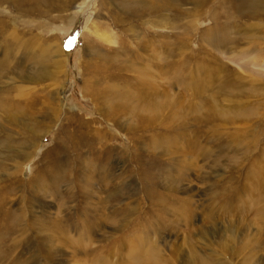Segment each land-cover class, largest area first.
Instances as JSON below:
<instances>
[{
    "label": "rangeland",
    "instance_id": "obj_1",
    "mask_svg": "<svg viewBox=\"0 0 264 264\" xmlns=\"http://www.w3.org/2000/svg\"><path fill=\"white\" fill-rule=\"evenodd\" d=\"M15 1H0V264H264V0L154 16L169 0Z\"/></svg>",
    "mask_w": 264,
    "mask_h": 264
},
{
    "label": "bare ground",
    "instance_id": "obj_2",
    "mask_svg": "<svg viewBox=\"0 0 264 264\" xmlns=\"http://www.w3.org/2000/svg\"><path fill=\"white\" fill-rule=\"evenodd\" d=\"M1 2H3V1H14V0H0ZM172 1H174V0H172ZM15 2H17V0L15 1ZM65 1H63V3H64ZM69 2H71V3H73L74 2V0H69ZM171 2V0H169L168 1V4H167V6L166 7H164V8H159L158 6L157 7H153V8H150V9H148V11H147V13H145V14H149V15H152V16H154V15H156V13H160V14H162L163 15V12H165V11H169V7H170V3ZM183 2H185V3H190L191 5H193V7H203V6H205V5H207V4H209L210 2H211V0H194V2H192V0H181V2H180V6H181V4L183 3ZM5 3V2H4ZM62 3V4H63ZM177 3V2H176ZM229 4V0H226V2H225V4H224V6L222 7V10H224V9H226V6ZM171 8V7H170ZM216 8V7H215ZM155 9H157L156 11H154ZM171 9H175V8H171ZM18 10V9H17ZM21 10H23L22 8H21ZM189 11H191V10H189ZM188 11V13H187V15H185V18L188 16V14L190 15V17H192V18H189V20L188 21H190V20H192L193 18H195V17H197V16H199V14L197 13V10H194V11H191L192 13H190ZM179 12V11H178ZM184 12V11H183ZM177 13V12H176ZM185 13V14H186ZM197 13V14H196ZM159 14V15H160ZM175 14V13H174ZM179 15V14H178ZM217 16V15H216ZM158 17V16H157ZM163 17V16H162ZM162 23V22H161ZM163 24V23H162ZM189 24V23H188ZM187 25V24H186ZM191 25V24H190ZM188 26V25H187ZM193 26V25H192ZM189 27V26H188ZM53 42V41H52ZM47 48H49V49H51V51H52V56H53V58H52V62H51V68H52V70H53V74H54V76H56V77H58V75H60L61 76V78H63V70H62V68H64V62H65V59H63V55H62V53H61V50L58 48V46H57V44L54 42L53 43V45H52V43H48L47 45ZM43 52V51H42ZM96 74V73H95ZM24 78V77H23ZM35 79H36V76L35 77H33V79H32V81H35ZM90 79H92V78H90ZM61 80V79H60ZM60 80H58V78H57V82L59 81L60 82ZM94 80H96V79H94ZM87 81V80H86ZM62 82H63V80H62ZM94 82V81H93ZM59 85H61V83H58ZM90 85V84H89ZM86 87V86H85ZM95 91H97V90H95ZM93 92V91H89L88 93H87V95L89 96H91L92 98H97V99H99L98 98V96H97V92ZM59 92H55L54 93V97H55V99L57 100V105L56 106H58V108L59 109H57L56 107L54 108V110H58V112H61L60 110H61V108H62V106H61V100H60V98H59ZM84 95H86V93H84ZM137 97H138V102H140V103H142L143 105H146V102H147V100H145L144 99V97L142 98L141 97V93L140 94H138L137 95ZM163 97H164V95H163ZM165 98V97H164ZM137 99V98H136ZM150 102V101H149ZM154 103V102H153ZM152 103V104H153ZM159 104V103H158ZM161 105H162V107L163 108H165L166 107V105H168V101L165 99L164 101H163V104H160V105H156V106H154L152 109H148V110H146L145 112H144V116L142 117V116H136V118H138L137 119V122H138V120L140 121V122H138V123H142L144 120L143 119H145V118H150L151 116H155L156 115V111L158 110V109H163V108H160L161 107ZM149 106H151V105H149ZM51 107V106H50ZM145 107L146 106H143V107H141V108H138V109H141V111L143 112L144 110H145ZM147 108H150V107H148L147 106ZM12 110V109H11ZM67 111V113H65V118L66 119H68V120H71V119H69V117H74V120H73V124L75 125V127L76 128H78V129H80L81 131H85V128H88L91 124H93V123H89V122H86V121H79V120H75V118H76V116H74L75 115V113H74V111H72V110H70V109H67L66 110ZM153 111H154V113H153ZM22 112V111H21ZM51 114H52V116L54 117L55 115V113L53 112V110L51 111ZM139 114V113H138ZM154 114V115H153ZM20 115V113L18 114V113H11V114H7V117H8V119L7 120H15L16 118H17V116H19ZM21 115H25V113L24 114H21ZM4 116V115H3ZM57 117V116H56ZM157 117V116H156ZM104 118V117H103ZM113 118H115V117H113ZM104 120V119H103ZM105 120H107V119H105ZM104 120V121H105ZM142 124H147L148 126H151V120H148V121H146L145 123H142ZM116 125V124H115ZM112 126V125H111ZM116 133V132H115ZM110 138H112L111 136H110ZM104 141V137H97V141H96V144H97V146L99 147L100 146V141ZM30 143V142H29ZM79 143H80V141H73L72 143H71V146H73V147H79ZM133 143V140H132V137H130V139H128V144H132ZM31 144V147H34V144L33 143H30ZM63 150V152H64V157H67V151L65 150V149H62ZM61 159V158H60ZM100 160H101V157H100ZM56 162H58L59 161V159H57V160H55ZM73 164H75V163H72V165ZM67 165H68V163H67ZM95 166H98V165H95ZM124 171H126L125 169H124ZM109 172L110 171H106L105 172V174L106 175H108L109 174ZM90 173V177L91 176H93V178H95V179H97V177H96V174L94 173V172H89ZM122 173V172H121ZM120 173V174H121ZM92 174V175H91ZM53 174H52V172H49V174L48 173H43V174H41V178H43V179H45V178H47L48 176H52ZM126 176V174H124L123 173V176ZM182 177V176H181ZM70 178H71V175L68 173V176H67V179H66V182H69L70 183ZM185 179V178H184ZM119 181V180H118ZM68 188H72V185H69L68 184ZM7 190H9V189H5L4 190V194H6V192L5 191H7ZM174 192V191H173ZM69 194V193H68ZM7 195V194H6ZM179 201H181L182 202V204L183 203H185L187 200H183V199H179ZM118 211L120 212L121 211V209L119 208L118 209ZM190 210L187 208L186 209V211H185V216H191V214H190ZM2 214V213H1ZM17 218V221H18V219L20 220V222H19V224H18V227L19 226H22L23 225V222L24 221H22V217H21V215L19 216V217H16ZM94 222L96 223L97 221L96 220H94ZM101 223H102V221L101 220H98V222H97V224H96V228L98 229V230H100V226H101ZM24 226V225H23ZM32 226V225H31ZM25 227V226H24ZM16 229V228H15ZM25 229V228H24ZM9 230H13L12 228H10V226H8L6 223L4 224V227H3V229H2V231L4 232V236L6 237L7 235L8 236H10L9 235ZM20 231V230H19ZM24 232V231H23ZM60 233H62V232H60ZM14 237V236H13ZM16 238H13V241L15 240ZM26 242H32L31 240H29V239H27V241ZM45 242V241H44ZM172 246V245H171ZM95 250V249H94ZM176 250V249H175ZM47 251H48V249H47ZM173 251V250H172ZM51 253H52V251H51ZM175 255H177V254H175ZM56 259H57V257H55L54 255H52V254H44L43 256H42V259L41 260H38L37 259V257H36V259H34V258H29V260L30 261H33L32 263H36L37 264V262L38 261H42V263H39V264H50V263H52V262H55L56 261ZM158 259V258H157ZM180 259V258H179ZM46 261H48V263H45ZM160 261H161V263L162 264H166L165 262H166V258H160ZM173 262V260L170 258V263L171 264H173L172 263ZM175 262V261H174ZM232 262V261H231ZM152 264H159L158 262H156V263H152Z\"/></svg>",
    "mask_w": 264,
    "mask_h": 264
},
{
    "label": "snow or ice",
    "instance_id": "obj_3",
    "mask_svg": "<svg viewBox=\"0 0 264 264\" xmlns=\"http://www.w3.org/2000/svg\"><path fill=\"white\" fill-rule=\"evenodd\" d=\"M71 47H72V40L70 39V40L68 41V48H69V50H71Z\"/></svg>",
    "mask_w": 264,
    "mask_h": 264
}]
</instances>
